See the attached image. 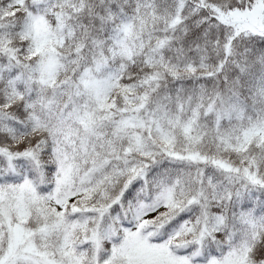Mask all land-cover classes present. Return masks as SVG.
<instances>
[{
    "label": "snow or ice",
    "instance_id": "obj_1",
    "mask_svg": "<svg viewBox=\"0 0 264 264\" xmlns=\"http://www.w3.org/2000/svg\"><path fill=\"white\" fill-rule=\"evenodd\" d=\"M0 264H264V0H0Z\"/></svg>",
    "mask_w": 264,
    "mask_h": 264
}]
</instances>
